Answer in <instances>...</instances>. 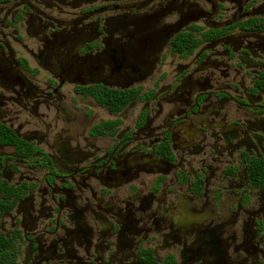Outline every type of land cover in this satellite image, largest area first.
<instances>
[{"label": "flooded vegetation", "instance_id": "af4514ba", "mask_svg": "<svg viewBox=\"0 0 264 264\" xmlns=\"http://www.w3.org/2000/svg\"><path fill=\"white\" fill-rule=\"evenodd\" d=\"M0 264H264V0H0Z\"/></svg>", "mask_w": 264, "mask_h": 264}, {"label": "trees", "instance_id": "16d2710c", "mask_svg": "<svg viewBox=\"0 0 264 264\" xmlns=\"http://www.w3.org/2000/svg\"><path fill=\"white\" fill-rule=\"evenodd\" d=\"M195 48L193 39L189 35H182L175 39L174 52L190 53ZM132 92L118 93L115 91L105 90L96 95L98 102L115 112L123 109L127 103L134 98L138 93L131 94ZM117 96H121V101H118Z\"/></svg>", "mask_w": 264, "mask_h": 264}, {"label": "rangeland", "instance_id": "374dc122", "mask_svg": "<svg viewBox=\"0 0 264 264\" xmlns=\"http://www.w3.org/2000/svg\"><path fill=\"white\" fill-rule=\"evenodd\" d=\"M171 60H172V58L170 57L167 61L170 62ZM158 69H159V67H158ZM158 69H157V70H158ZM169 69H170V67H166V66H165V67L163 68V71H169ZM157 76H158V73H156L155 78H156ZM152 81H153V80H149V81H147V82L145 83V85H146V86H151V85H152Z\"/></svg>", "mask_w": 264, "mask_h": 264}]
</instances>
